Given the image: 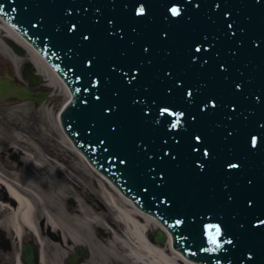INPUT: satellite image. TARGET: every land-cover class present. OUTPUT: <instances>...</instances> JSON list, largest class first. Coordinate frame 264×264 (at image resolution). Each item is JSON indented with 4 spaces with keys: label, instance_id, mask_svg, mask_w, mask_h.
Masks as SVG:
<instances>
[{
    "label": "water",
    "instance_id": "water-1",
    "mask_svg": "<svg viewBox=\"0 0 264 264\" xmlns=\"http://www.w3.org/2000/svg\"><path fill=\"white\" fill-rule=\"evenodd\" d=\"M0 17L69 90L75 148L176 252L264 264V0H0ZM46 93L0 74V103ZM21 259L38 264V245Z\"/></svg>",
    "mask_w": 264,
    "mask_h": 264
},
{
    "label": "bare ground",
    "instance_id": "bare-ground-1",
    "mask_svg": "<svg viewBox=\"0 0 264 264\" xmlns=\"http://www.w3.org/2000/svg\"><path fill=\"white\" fill-rule=\"evenodd\" d=\"M0 32H4L5 41L11 40L32 54L30 61L41 75L48 77L50 86H57L53 80L55 78L67 94H70L61 79L32 45L1 17ZM0 52L6 57L10 54L9 48L3 43L2 38H0ZM12 118L14 119V116ZM10 124L17 129L7 130L4 124H0V128L4 131L0 132V141L9 147L10 153L14 154L16 152L14 150H17L20 156L17 159L12 158L17 161L16 166L7 165L8 170L13 172L12 176H5L0 167V236L15 244L16 258L14 264H25L20 258V245L27 240L36 241L34 243L40 245L41 249H38L39 264H51L45 254L46 248L55 253L52 264H65L66 260L63 259V255L68 256L73 248L82 246L80 235L88 226L98 225L99 220L94 213L88 210L86 203L81 199L76 201L75 211L62 204V193L67 194L69 192L67 184L70 179L65 176L64 172L68 169L67 164L70 162H62L63 166H59L53 162L51 150H48L49 152L45 150L46 145L44 143L51 144L54 136L46 134L41 136L39 140L28 134L32 125L21 124L17 121L10 122ZM48 125L49 129L53 131V125L50 123ZM63 136L62 143L70 144L73 150L88 162L82 153L75 148L65 132ZM37 143L42 148L37 146ZM88 164L98 177L109 184V190L113 192L108 191L104 185H102V191L96 184V189H99L101 198L118 211L116 215L119 224L124 228L122 230L123 237L118 238V241L127 246L132 258L145 259L147 264H198L176 252L171 245L170 238L166 248L149 244L144 239L143 233L149 225L161 226L159 221L135 207L132 201L124 196L108 178L89 162ZM19 173H29L33 176V182H22ZM72 178L75 180L74 176ZM45 192L50 193V196L44 198L45 202H43L42 194ZM115 193L123 199V204L120 203L122 200L119 201L118 197L114 196ZM128 236L132 239L127 238Z\"/></svg>",
    "mask_w": 264,
    "mask_h": 264
},
{
    "label": "rangeland",
    "instance_id": "rangeland-1",
    "mask_svg": "<svg viewBox=\"0 0 264 264\" xmlns=\"http://www.w3.org/2000/svg\"><path fill=\"white\" fill-rule=\"evenodd\" d=\"M0 38H2L3 43L9 48L10 51V54L7 57L5 55H2V53L0 52V72L2 74L14 76L21 79L23 78L21 76V70L23 68L22 64L24 61H29L34 71H36L42 77L35 88L47 90L46 96L40 99L39 103H36L34 100H19L17 98H8L4 102L0 103V124H4L5 129L7 130L17 129L11 126L10 122L14 123L17 121L21 124H26L29 126L32 125L33 127H30V129L28 130V134L36 139H39L41 136L46 134L53 135L54 137L51 144L44 143L47 146L44 147L45 150L47 152L51 150L52 160L59 166H63L62 162H70V164H67L68 169L66 170V172H64L65 176L69 177L70 179L67 184L69 192L67 194L62 193V204H64L72 211H75L76 201L78 199H81L86 203L88 210L94 213L98 218L99 224L96 226L105 227L103 228V230L107 232L110 230V228H108L110 225H116L121 227L122 231L124 229L123 226L119 224V221H116V214L118 211L112 208L110 204H107V202H105V199L101 198L98 192L99 189L103 191L102 185H104L106 189L110 191L109 184L106 183L105 180H103L101 177H98L94 170L89 166L88 162L83 160V158H81V156L73 150L70 144L65 143V145L64 143H62L64 132L60 125L58 114L64 103L70 98V94H67L62 85L53 77L52 78L57 86L53 87L49 85L48 77L41 75L37 71L35 65L30 61L32 57V54L30 52L26 51V49L22 47L25 51L24 55H18L5 41L6 37H4V32H0ZM13 116L15 120L12 118ZM48 123L53 125V131L49 129ZM1 131L4 132L2 128H0V132ZM37 146L40 147L41 145L37 143ZM14 152V154L10 153L9 147H7L6 144L0 141V167L2 168L5 176H12L13 173L12 171L10 172V170H8L7 165H17V161L14 159H17L20 154L17 150H14ZM72 176H74L75 180L72 178ZM19 178L22 182H33V176L29 173H19ZM96 184L99 185V189H96ZM110 192L113 193L112 191ZM49 196L50 193L48 192L42 194L43 202H45L44 198H48ZM114 196L118 197L119 201L122 200L120 201V203H124L123 199L120 198L116 193L114 194ZM114 219L115 221L113 222ZM110 221H112L113 223ZM95 228L96 227L94 226H88V228H86L87 231L84 230V232L80 235L82 244L86 238H91L94 236ZM2 238L3 237L0 236V242L3 241ZM4 241L6 242L7 240ZM8 243L10 249L8 247L6 249H2L0 247V264H14V260L16 258L14 252L15 244L10 240H8ZM39 248L41 249L40 245L38 246V249ZM17 253L18 252L16 251V254ZM45 254L49 263L52 264V261L54 260L53 254H55L54 251L46 248ZM64 258L66 260L65 255H63V259Z\"/></svg>",
    "mask_w": 264,
    "mask_h": 264
},
{
    "label": "flooded vegetation",
    "instance_id": "flooded-vegetation-1",
    "mask_svg": "<svg viewBox=\"0 0 264 264\" xmlns=\"http://www.w3.org/2000/svg\"><path fill=\"white\" fill-rule=\"evenodd\" d=\"M22 55H24V54H22ZM22 66H23V68L21 70V76L23 78H21V79L14 77V76L2 74L1 72H0V74L2 76L11 77L13 82L24 85L32 91H35V92L47 91L45 89H36L35 87L37 84L33 87H30V85H29L30 79H29V76L25 74V70L30 69V71L32 73H34V74H38V73L36 71H34V69L31 66L29 61H24ZM36 103H39V102H36ZM114 221H115V219L113 220V222ZM116 221H119V219L117 217H116ZM110 222H112V221H110ZM94 227H96L95 231H94V236L91 238H86L85 241L83 242V245L78 246L83 251V257L77 264H147L145 259L132 258L129 254L127 246L122 245V243L118 241V238L123 237L121 227L116 226V225H110L108 227V228H110V230L107 232H105L103 230V228H105V227H101V226H94ZM89 229H91V228H89ZM158 231H160L165 236L164 242H160L156 239V237L158 236ZM143 236H144V239H146V241L151 245H155V246H158L161 248L168 247L167 244H168L169 235L162 226L149 225L146 228V230L144 231ZM127 238H129L130 240L132 239L130 236H128ZM116 239H117V241H116ZM2 240L3 241L0 242V247L2 249H6L7 247H9V243H7L8 241L5 242L3 238H2ZM24 242H33V241L27 240ZM23 244L24 243H22L20 245L21 246L20 258H21ZM76 248L77 247L73 248L71 253L68 256H66V263L65 264H68L69 258L75 254Z\"/></svg>",
    "mask_w": 264,
    "mask_h": 264
},
{
    "label": "snow or ice",
    "instance_id": "snow-or-ice-1",
    "mask_svg": "<svg viewBox=\"0 0 264 264\" xmlns=\"http://www.w3.org/2000/svg\"><path fill=\"white\" fill-rule=\"evenodd\" d=\"M140 12L143 13V9H142V8L140 9ZM173 14H178V10L173 9ZM174 126H175V125H174ZM211 242H212L213 244L216 243L215 239H212Z\"/></svg>",
    "mask_w": 264,
    "mask_h": 264
}]
</instances>
